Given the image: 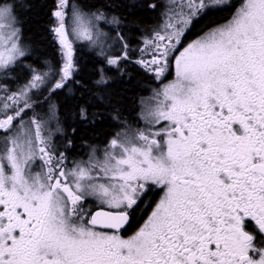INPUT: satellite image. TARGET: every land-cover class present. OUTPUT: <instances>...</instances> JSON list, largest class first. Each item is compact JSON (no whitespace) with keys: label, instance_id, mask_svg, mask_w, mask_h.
<instances>
[{"label":"snow or ice","instance_id":"1","mask_svg":"<svg viewBox=\"0 0 264 264\" xmlns=\"http://www.w3.org/2000/svg\"><path fill=\"white\" fill-rule=\"evenodd\" d=\"M229 6L180 0L176 11L174 0L163 29L140 49L150 50L149 59L132 61L120 31L121 54L101 46L106 66L121 77L128 61L156 80L174 66L175 79L142 111L144 129L117 132L102 159L93 148L87 161L69 167L51 141L53 131H64L56 104L47 100L48 120H25L30 93L45 84L50 95L70 85L87 91L76 79L73 38L96 45L100 22L118 29L123 21L101 8L86 11L77 0H57L50 31L61 66L33 69L17 91L0 83V264H264V0H244L225 23L182 46L193 21ZM17 23L15 5L0 0V77L27 55ZM112 80L98 69L97 98L118 105L108 91ZM78 118L89 122L86 107ZM72 144L67 139L66 148ZM153 188L162 193L158 201L123 235ZM90 197L98 210L87 206Z\"/></svg>","mask_w":264,"mask_h":264},{"label":"trees","instance_id":"2","mask_svg":"<svg viewBox=\"0 0 264 264\" xmlns=\"http://www.w3.org/2000/svg\"><path fill=\"white\" fill-rule=\"evenodd\" d=\"M15 5V14L21 29V38L28 53L16 65V71L6 79H10L11 90H16L31 78L32 70L44 71L50 68H59L61 56L59 46L50 29L54 26L52 12L57 0H10ZM85 6V10L95 11V8L105 10L109 15L118 14L122 18L120 31L123 33L131 49L137 46L140 36L153 28L158 21V7L162 0H77ZM154 4L155 7H147ZM95 6V7H93ZM230 11H222L214 15H207L193 28L192 34L223 21ZM80 70L76 79L84 82L87 91L70 85L64 89L49 94L48 88L32 97L33 108L27 114L43 116L47 109V100L50 99L58 108V115L63 132L56 136L55 147L59 152H65L69 160L83 156L88 147L102 146L113 134L119 122H129L137 114L138 99L144 96L150 87V77L145 75L134 63L123 61L121 67L126 75L121 77L116 69L108 68L103 58L88 52L85 46L76 48ZM105 67L107 74L113 77L108 91L114 93L120 103L116 105L102 103L94 81L97 71ZM130 76V79H129ZM86 107L89 122H82L78 118L80 107ZM117 108L118 111H114ZM117 118H113V117ZM94 121V122H93ZM130 125L129 123L127 124ZM77 131L74 134L72 129ZM67 139L73 141L71 148H66ZM135 220L132 227L135 225Z\"/></svg>","mask_w":264,"mask_h":264},{"label":"flooded vegetation","instance_id":"3","mask_svg":"<svg viewBox=\"0 0 264 264\" xmlns=\"http://www.w3.org/2000/svg\"><path fill=\"white\" fill-rule=\"evenodd\" d=\"M244 2V0H229V7H225L222 9H217L214 10L213 12L209 13L208 15H214L216 13L222 12V11H230L229 14L225 17V19L223 21H221L218 24H223L225 23L228 19L231 18V16L234 14L235 10L238 9L241 4ZM152 9H154L153 7H151ZM169 12V5H168V0H162L161 5L158 7V21L157 23L153 26V28H151L150 31H148V33H145L144 35H153L154 30L156 29H163L164 24L167 21V14ZM207 15L201 16L199 18H197L195 21H193L191 27L189 28V30L185 33L183 40H182V46H186L187 43H189L191 40L195 39L196 37H198L202 32L206 31L207 28L199 31L197 33V35H193L191 38H189L190 34H192V30L194 28V26L203 18H205ZM217 25V24H216ZM142 36H140V40H142L141 38ZM145 75H147L148 77H150V87L147 91V93L140 97L138 99V111L137 114H135L134 118L132 120H130L128 123L130 124L129 126L127 125L128 123L125 122H119L117 123V127L115 128V131L113 132V134L108 138V140L106 141L105 144H103L102 146H92V147H88L86 150V153L84 152L83 156H77L72 160H67L71 163L73 161H85L86 158L88 159L89 156L92 154V150L93 148L96 149V152H98V150H100L101 148L104 150L107 142L117 133V132H121V133H127L129 135H132L134 133H136L138 130L144 129L146 124L145 121L141 118V114H142V106L151 98L154 97V93L155 91L161 89L163 87L164 84L169 83L170 81L175 79V69L174 66H171L169 68V70L164 74V76L160 79V80H156L155 77L151 74L146 72L143 68H141L140 66L136 65ZM78 69L80 70L79 67V63H78ZM78 70V71H79ZM131 125H134L135 127H131ZM127 131V132H126ZM59 152V151H58ZM96 154V153H95ZM66 161V163H67ZM87 161V160H86ZM39 161H37V163L34 165L33 169L34 170H39ZM162 193L159 192L158 188H153L148 195L144 198V202L141 203L138 206V210L134 213L133 217L130 219V222L128 225H126L125 229L122 231V234L127 236L130 235L132 232H134L138 226L143 222V219L146 218L147 214L150 213L151 211V207L154 206L155 202L158 201L159 196ZM87 206L92 208L94 211L98 210V204L95 201V198L90 197L88 199V203ZM135 222V225L132 227V223L133 221Z\"/></svg>","mask_w":264,"mask_h":264},{"label":"rangeland","instance_id":"4","mask_svg":"<svg viewBox=\"0 0 264 264\" xmlns=\"http://www.w3.org/2000/svg\"><path fill=\"white\" fill-rule=\"evenodd\" d=\"M174 0H168V5L169 7L173 4ZM175 3L177 4V8H176V11H179V3H180V0H175ZM169 14V12H168ZM109 15V14H108ZM109 18H111V15H109ZM53 21L55 23V18L53 17ZM55 25V24H54ZM17 27H19L18 23L16 25ZM99 30L100 32L103 33V35L100 37V40L98 42V44L94 45V44H91L87 41H84V40H77L75 38H73V49H74V60H75V63L78 67V59L76 57V48L79 47V46H85L86 50L88 52H92L94 54H96L98 57L100 58H103L102 56L99 55L100 51H101V46H103L104 48V51L108 54H111V55H117V54H121V51H122V48H121V44L120 42L116 39V32L117 31H120V28H121V25L119 26V28L117 29L116 26L114 25H110V24H107V23H104V22H100L99 25ZM20 28V27H19ZM121 32V31H120ZM54 36V34H53ZM153 35H143L141 38L142 40H138V43H137V46H135V48L131 49L129 44H128V54H129V57L131 58L132 61H135L137 59H140V58H144V59H149L150 58V50L148 51H145V52H141L140 49H144L145 48V44H144V41L146 39H151ZM21 41H22V38H21ZM127 41V40H126ZM128 43V42H127ZM58 44V43H57ZM59 46V45H58ZM27 48V47H26ZM27 53H28V50H27ZM22 59V58H21ZM61 66V65H60ZM59 66V67H60ZM50 69V67L44 71H38L36 70L37 72H48ZM32 75V74H31ZM30 79V78H29ZM28 79V80H29ZM9 78L8 80L6 79V77H0V83H7L8 85V88L10 91H17L19 88L23 87L27 82L28 80L23 83L24 85H20L16 90H11V83L9 82ZM49 81L51 82L52 81V77L50 76L49 77ZM46 88H49V84H45L42 88H40L38 91H34L33 93H30L31 97H33L35 94L38 95L40 94V92H42L44 89ZM0 95H2V93H0ZM155 105V100L153 98H151L150 100H148L143 106H142V111L148 109V108H151ZM34 114H27L25 116V120H27L29 117L33 116ZM39 115H43L41 117H39L40 119L42 120H48V106H47V109L46 111L44 112V114H39ZM38 117V115H36ZM50 127H52L53 129L55 128V121H53L50 125ZM131 127H135L134 125H131ZM127 132V131H126ZM61 132H55L53 131V135L51 137V141H52V144H56V136L58 134H60ZM103 152L104 150L101 148L100 150H98V152H96V157L99 158V159H102L103 158ZM86 160H88L86 158ZM85 160V161H86ZM69 167H71V163L69 161H67L66 163ZM34 167V166H33Z\"/></svg>","mask_w":264,"mask_h":264}]
</instances>
